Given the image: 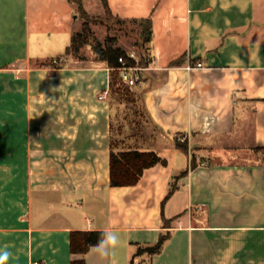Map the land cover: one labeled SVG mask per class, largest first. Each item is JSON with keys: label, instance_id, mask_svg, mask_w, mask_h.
Wrapping results in <instances>:
<instances>
[{"label": "crops", "instance_id": "1", "mask_svg": "<svg viewBox=\"0 0 264 264\" xmlns=\"http://www.w3.org/2000/svg\"><path fill=\"white\" fill-rule=\"evenodd\" d=\"M99 1L104 12L89 9ZM107 1L113 16L150 17L153 30L152 60L131 88L157 134L145 140L127 127L116 149L153 150L166 164L112 187L109 66L71 54L63 67L32 64L66 52L77 5L0 0L5 264H264V0ZM82 4L91 16L106 13L102 0ZM191 157L197 166L183 175ZM74 230L119 233L121 244L106 257L95 246L75 255ZM163 234L160 252L137 254Z\"/></svg>", "mask_w": 264, "mask_h": 264}, {"label": "trees", "instance_id": "2", "mask_svg": "<svg viewBox=\"0 0 264 264\" xmlns=\"http://www.w3.org/2000/svg\"><path fill=\"white\" fill-rule=\"evenodd\" d=\"M77 7L80 15L84 19L82 28L76 31L71 40L70 46L67 48V54H71L75 57L81 55V51L88 45H90L96 55V60L104 61L107 63L110 69H115L120 66L119 58L124 57L128 58L130 65L139 64L140 66H147L151 62V53L150 47L145 46L143 50V55L139 60L131 59L128 56L126 49L122 46H119L115 43L114 39L107 38L104 42L100 41L94 32L91 30L88 21L91 18L98 19L99 16L89 15L82 4V0H71ZM106 9L108 16H113L108 6L107 0H102ZM118 21H132L138 22L143 28L140 32L142 38V46L147 43H150L152 39V19L150 17L143 18L140 20H124L118 17H115ZM116 70V69H115ZM113 82L118 85L122 83L116 78L112 79L110 88H112ZM175 146L186 153H189V144L186 140L181 141L180 138L176 137ZM158 163L166 164L164 160L157 152L153 150H138V149H129V150H117L112 147L110 153V183L112 187H123V186H132L139 182L145 169L152 167ZM197 166V161L194 157H191V163L189 168L183 172L185 175L189 169ZM176 187L173 186L167 196L175 191ZM166 198V199H167ZM171 223L170 220L165 219V224L169 226ZM102 230H74L70 234V250L75 255H84L88 252L93 246H96L102 240ZM169 234H163L159 238V241L151 246H146L144 248L140 247L137 251V254L148 252V253H158L162 250L165 241L168 239ZM70 264H87L86 260L82 258H73Z\"/></svg>", "mask_w": 264, "mask_h": 264}, {"label": "rangeland", "instance_id": "3", "mask_svg": "<svg viewBox=\"0 0 264 264\" xmlns=\"http://www.w3.org/2000/svg\"><path fill=\"white\" fill-rule=\"evenodd\" d=\"M92 11L104 12V7L102 2L99 1L98 9L95 6H88ZM96 18V17H95ZM91 18L88 24L91 30L94 32L96 37L104 42L105 39L111 38L115 40V43L122 46L127 52H135L139 59L143 55V50L145 46H149V43L142 46V38L140 32L142 31V26L138 22L132 21H118L115 17L108 16L105 13L103 16H99L98 19ZM84 19L79 14V18L75 19V29L76 31L82 28ZM75 31V32H76ZM60 42L67 41L65 35L60 36ZM59 39V38H58ZM56 44L58 42L56 41ZM57 47L55 50L60 49ZM65 56L66 61H64L60 56ZM61 54L52 53V58L45 61H33L35 66H51L52 68H59L67 65V50L66 52H61ZM73 56V55H72ZM61 58V59H60ZM75 60H96V55L90 45L86 46L79 57L73 56ZM111 81L114 78L120 81V73L118 70L110 69ZM113 82L111 88V100L115 108V116L113 119V136H112V146L114 148H121L125 146L127 140L134 132L135 135H140L145 140L149 138L150 135H155L157 132L154 131L151 123L147 117V114L143 108L141 97L138 91L134 88L126 86L125 84L118 85ZM12 91V90H8ZM5 91L0 89V94ZM127 127H130L132 131L127 132ZM129 136V137H128ZM184 141V140H182Z\"/></svg>", "mask_w": 264, "mask_h": 264}, {"label": "built area", "instance_id": "4", "mask_svg": "<svg viewBox=\"0 0 264 264\" xmlns=\"http://www.w3.org/2000/svg\"><path fill=\"white\" fill-rule=\"evenodd\" d=\"M129 58L139 60L137 54L133 51L128 53ZM61 59V58H60ZM120 66L115 68L120 73V82L126 86H134L137 82L142 79V71L145 69L144 66L139 64L130 65L128 58H119ZM195 66H202L201 62H197ZM105 95H101L100 98H104ZM37 264V263H36Z\"/></svg>", "mask_w": 264, "mask_h": 264}, {"label": "clouds", "instance_id": "5", "mask_svg": "<svg viewBox=\"0 0 264 264\" xmlns=\"http://www.w3.org/2000/svg\"><path fill=\"white\" fill-rule=\"evenodd\" d=\"M121 244L120 234L115 232H104L102 233V240L95 246L96 251L101 256H109L113 250ZM10 253L7 251H0V264H5Z\"/></svg>", "mask_w": 264, "mask_h": 264}]
</instances>
